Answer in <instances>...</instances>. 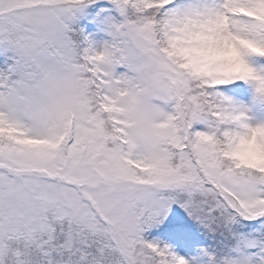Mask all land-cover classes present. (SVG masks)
I'll return each mask as SVG.
<instances>
[{
  "label": "snow or ice",
  "instance_id": "obj_1",
  "mask_svg": "<svg viewBox=\"0 0 264 264\" xmlns=\"http://www.w3.org/2000/svg\"><path fill=\"white\" fill-rule=\"evenodd\" d=\"M0 264H264V0H0Z\"/></svg>",
  "mask_w": 264,
  "mask_h": 264
}]
</instances>
